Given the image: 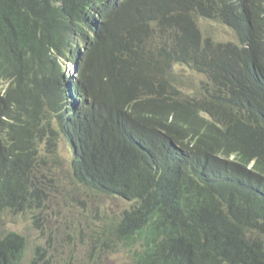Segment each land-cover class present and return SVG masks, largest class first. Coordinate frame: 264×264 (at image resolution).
Masks as SVG:
<instances>
[{
    "label": "trees",
    "instance_id": "trees-1",
    "mask_svg": "<svg viewBox=\"0 0 264 264\" xmlns=\"http://www.w3.org/2000/svg\"><path fill=\"white\" fill-rule=\"evenodd\" d=\"M177 67L199 77L189 92ZM60 139L77 186L131 204L100 247L264 264V0H0V218L39 209ZM27 249L0 233V264Z\"/></svg>",
    "mask_w": 264,
    "mask_h": 264
},
{
    "label": "rangeland",
    "instance_id": "rangeland-1",
    "mask_svg": "<svg viewBox=\"0 0 264 264\" xmlns=\"http://www.w3.org/2000/svg\"><path fill=\"white\" fill-rule=\"evenodd\" d=\"M200 25L203 33L216 41L233 40V33L216 22L200 20ZM64 73L72 75L71 66H66ZM176 74L185 91L197 85L199 77L190 69L177 67ZM71 156L66 141L60 139L58 157L64 160V168L56 173L53 172L60 168H42L46 193L43 203L37 211L4 214L0 218V233L15 231L27 238L28 249L22 264H131L127 251L118 245L111 249L97 244L102 226L117 220L131 204L77 186L69 171ZM37 249L39 255L33 262Z\"/></svg>",
    "mask_w": 264,
    "mask_h": 264
},
{
    "label": "clouds",
    "instance_id": "clouds-1",
    "mask_svg": "<svg viewBox=\"0 0 264 264\" xmlns=\"http://www.w3.org/2000/svg\"><path fill=\"white\" fill-rule=\"evenodd\" d=\"M67 66H70V65H67ZM71 68H72V75H73V73H74V69H73V67L71 66ZM65 74V73H64ZM72 75H70L69 73H68V76H72ZM66 76V75H65ZM68 76H66V77H68ZM71 154V153H70Z\"/></svg>",
    "mask_w": 264,
    "mask_h": 264
}]
</instances>
